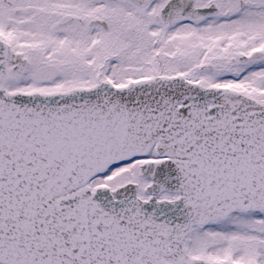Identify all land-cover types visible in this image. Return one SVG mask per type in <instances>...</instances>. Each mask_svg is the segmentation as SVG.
Masks as SVG:
<instances>
[{
	"label": "snow or ice",
	"instance_id": "6c2138e0",
	"mask_svg": "<svg viewBox=\"0 0 264 264\" xmlns=\"http://www.w3.org/2000/svg\"><path fill=\"white\" fill-rule=\"evenodd\" d=\"M0 264H264V0H0Z\"/></svg>",
	"mask_w": 264,
	"mask_h": 264
}]
</instances>
